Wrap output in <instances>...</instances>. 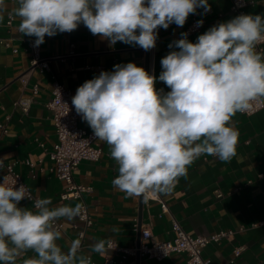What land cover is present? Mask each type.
<instances>
[{
    "label": "clouds",
    "instance_id": "clouds-1",
    "mask_svg": "<svg viewBox=\"0 0 264 264\" xmlns=\"http://www.w3.org/2000/svg\"><path fill=\"white\" fill-rule=\"evenodd\" d=\"M8 15L18 17V32L35 37L71 33L83 24L91 34L149 51L160 28L183 27L198 8L210 10L208 0H15ZM8 6L0 0V22ZM202 25L203 21L197 22ZM187 33L169 44L159 76L135 63L117 64L86 80L72 97V105L98 141L110 148L118 165L113 187L128 198L169 196L189 167L202 156L228 163L238 157L239 130L232 122L251 102L264 98V14H240L199 35ZM157 80L170 91L155 87ZM0 157V169L4 160ZM31 196L25 185L0 182V264H92L82 251V240H72L66 251L58 222L81 216L82 205L50 207V197L20 207ZM117 231V229H113ZM110 238L90 248L101 256L112 249Z\"/></svg>",
    "mask_w": 264,
    "mask_h": 264
},
{
    "label": "crops",
    "instance_id": "crops-1",
    "mask_svg": "<svg viewBox=\"0 0 264 264\" xmlns=\"http://www.w3.org/2000/svg\"><path fill=\"white\" fill-rule=\"evenodd\" d=\"M249 1L253 2L244 7V14H264V0ZM5 3L8 9L0 22V37L10 38L18 52L0 45V123L3 125L0 127V155L8 156L4 161L14 162L15 170L34 194L51 198L50 207L75 206L77 200L60 197L64 182L55 176L48 154L57 140L52 112L47 106L53 81L57 80L76 94L86 80L101 71H113L117 64L132 62L146 70V52L139 46L119 41L109 46L107 40L91 34L81 24L71 33L46 36L41 44V55L59 57L52 59L49 69L42 73L29 70L30 57L22 42V37L28 36L18 32L20 20L14 15L12 26L6 25L8 12L16 4L15 0H5ZM208 3L209 11L205 13L203 8H198L195 14L189 15L183 27L171 24L168 29H159L156 46L148 51L147 72L159 76L161 59L173 50L169 44L180 39L181 33H187L192 17L203 21L198 31L187 33L188 40L195 43L210 27L239 15L230 8L231 0H208ZM35 83L38 90L32 93ZM155 87L164 89L165 93L170 91L159 80ZM18 99H28L27 111L15 104ZM232 122L240 133L237 153L242 161L233 158L224 163L212 156L200 157L189 167L187 178H180L171 195L160 196L168 207L161 215L158 200L145 203L142 198H128L113 187L111 182L118 175V165L110 156L109 146L96 140L101 148L99 160H84L73 173L76 182L92 188L84 194L92 224L82 247L84 253L91 255L92 264H102L105 257L115 256L111 249L104 256L91 252L90 246L97 240L110 238L123 247H132L140 241L134 225L144 223H149L152 231L147 242L169 240L174 235L172 218L194 236L233 231L219 243L211 242L204 247L203 255L210 258L212 264H264V225L253 224L264 220V107L250 115L237 113ZM80 125L92 130L82 119ZM2 174L3 169H0V179ZM217 191L223 195L218 197ZM19 206L33 207L28 200H22ZM60 222L63 224L62 238L57 243L66 251L77 234L76 219ZM114 228L117 231H113ZM236 247L241 250L234 256ZM34 255L29 251L18 264ZM114 264L188 263L185 253L173 252L161 260L130 255L125 259L116 258Z\"/></svg>",
    "mask_w": 264,
    "mask_h": 264
},
{
    "label": "built area",
    "instance_id": "built-area-1",
    "mask_svg": "<svg viewBox=\"0 0 264 264\" xmlns=\"http://www.w3.org/2000/svg\"><path fill=\"white\" fill-rule=\"evenodd\" d=\"M253 1L249 0H231L230 8L237 12L239 15L244 14V7ZM14 16L8 15L5 23L8 27L12 26ZM198 20L195 17L191 18L189 25L186 28V32H196L199 30L200 25L197 24ZM19 26V24H18ZM17 26V30H18ZM35 37H22L24 43V49L29 54V70H37L38 72H44L49 69V63L52 59L57 58V55L43 56L41 55V45L34 47ZM0 45L5 48H10L12 52H18V47L12 46L10 38L0 37ZM258 51H264V42L257 45ZM38 90L37 83L32 86V93H36ZM51 99L48 101L47 106L52 112V121L56 133V142L53 144V149L49 151V158L52 161V170L55 176L64 182V187L60 193L62 199H75L82 205L81 216L76 218L74 227L77 231L76 238H81L82 247L84 246V239L87 229L92 224L91 215L88 210V206L84 199V194L91 191L90 185L78 183L74 180L73 173L78 168L79 164L84 160L97 161L101 155V148L96 144L97 138L94 136L93 131H88L80 125L81 116L75 111L72 105V97L75 95L62 83L57 80L53 81L51 89ZM15 104H19L24 111L28 110V99H18ZM264 107V100L258 99L251 102V107L248 111L244 112L246 115H250L259 111ZM0 127H3L0 123ZM1 157V155H0ZM28 165H32L30 161H26ZM7 176L9 185L16 182V187L24 184L31 196L28 200L33 206L35 200L41 199L40 196L34 194L25 184L19 172L14 168V162L4 161L3 174L0 182L3 181V177ZM216 195L221 197L223 193L217 191ZM151 199L158 200L160 202V215L168 211L166 203L160 196H150ZM256 225H264V220L253 223ZM58 228L60 231L63 229L62 222H58ZM135 230L140 234L139 243L132 247H123L116 241L112 240V249L115 256L105 257L102 264H114L116 258L125 259L132 255L145 258H154L161 260L165 256L173 252H183L187 256L188 264H212L211 259L203 255L204 247L211 243H219L222 238L233 233L232 230H220L210 234L191 235L186 232L179 221L175 218L171 219V229L174 233L173 237L169 240L152 241L147 242L152 237V231L149 223L142 225L135 224ZM73 239V240H74ZM241 248L236 247L233 250L234 256L240 253Z\"/></svg>",
    "mask_w": 264,
    "mask_h": 264
},
{
    "label": "water",
    "instance_id": "water-1",
    "mask_svg": "<svg viewBox=\"0 0 264 264\" xmlns=\"http://www.w3.org/2000/svg\"><path fill=\"white\" fill-rule=\"evenodd\" d=\"M146 52V71H147V62H148V51H145ZM136 257H138V259H139V256L138 255H136Z\"/></svg>",
    "mask_w": 264,
    "mask_h": 264
}]
</instances>
